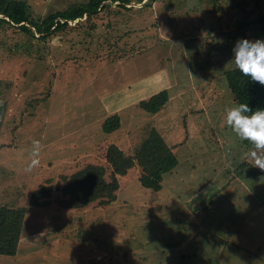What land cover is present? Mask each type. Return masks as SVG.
I'll use <instances>...</instances> for the list:
<instances>
[{
    "label": "rangeland",
    "instance_id": "obj_1",
    "mask_svg": "<svg viewBox=\"0 0 264 264\" xmlns=\"http://www.w3.org/2000/svg\"><path fill=\"white\" fill-rule=\"evenodd\" d=\"M21 1L43 18L89 0ZM127 7L113 3L46 42L0 25V205L26 208L16 255L0 264H264V171L225 124L233 47L264 40V0ZM152 78L155 88L133 90ZM162 90L160 111L139 106ZM112 115L120 125L104 132ZM152 130L178 161L160 191L144 188L134 166L109 204L59 205L64 178L109 170V146L133 155ZM33 140L40 162L29 172ZM41 186L53 187L41 200L50 203L31 206Z\"/></svg>",
    "mask_w": 264,
    "mask_h": 264
},
{
    "label": "trees",
    "instance_id": "obj_2",
    "mask_svg": "<svg viewBox=\"0 0 264 264\" xmlns=\"http://www.w3.org/2000/svg\"><path fill=\"white\" fill-rule=\"evenodd\" d=\"M133 0H89L85 4L70 6L65 10L56 11L41 18L35 17L26 2L21 0H0V25L6 24L18 28L19 31L46 42L49 38L69 28V24H78L83 18L88 20L104 11L111 4L127 7ZM145 6V5H144ZM260 30L264 33V15L259 14L257 20ZM247 23L244 26L247 27ZM37 35V36H36ZM228 88L236 104L246 103L253 111L264 109V85L243 76L236 68L225 73ZM168 101L167 90L139 102V106L147 113H156ZM120 125L117 115L107 118L102 130L110 133ZM106 162L109 170L102 166L88 165L71 176L64 178V184L57 187L63 198L59 205L64 209L84 208L90 203L109 204L115 199L118 190V176H124L130 169L137 166L141 170L140 183L144 188L160 191L163 176L171 172L178 161L172 148L162 136L152 130L133 155H125L112 145L108 147ZM109 173V176L106 175ZM53 187L41 186L31 195L30 205L34 207L48 206V198ZM25 207H9L0 205V256L16 255L20 236L23 230Z\"/></svg>",
    "mask_w": 264,
    "mask_h": 264
},
{
    "label": "clouds",
    "instance_id": "obj_3",
    "mask_svg": "<svg viewBox=\"0 0 264 264\" xmlns=\"http://www.w3.org/2000/svg\"><path fill=\"white\" fill-rule=\"evenodd\" d=\"M231 62L243 76L264 85V40L239 39L233 47ZM225 112L226 126L240 141H247L252 146L247 159L252 161L253 167L264 171V109L253 111L248 104L239 103L227 107ZM32 145V159L26 168L29 172L40 162V142L33 140Z\"/></svg>",
    "mask_w": 264,
    "mask_h": 264
},
{
    "label": "crops",
    "instance_id": "obj_4",
    "mask_svg": "<svg viewBox=\"0 0 264 264\" xmlns=\"http://www.w3.org/2000/svg\"><path fill=\"white\" fill-rule=\"evenodd\" d=\"M156 84H157V82H156L155 80L153 81V78H152L151 82H149V84H147V86H143L141 89H140V88H135V89H133V90L146 93L145 91H147L148 89H150V88H155L156 86H158V85H156ZM149 85H150V86H149ZM148 86H149V87H148ZM153 91H154V90H153Z\"/></svg>",
    "mask_w": 264,
    "mask_h": 264
}]
</instances>
